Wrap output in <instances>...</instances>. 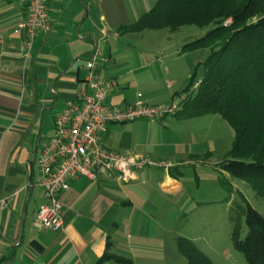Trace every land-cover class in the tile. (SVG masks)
I'll return each mask as SVG.
<instances>
[{
    "label": "crops",
    "instance_id": "0c3cea01",
    "mask_svg": "<svg viewBox=\"0 0 264 264\" xmlns=\"http://www.w3.org/2000/svg\"><path fill=\"white\" fill-rule=\"evenodd\" d=\"M48 3L52 30L36 37L26 61L25 32L19 25L27 17V4L0 0V264H188L177 239L195 244L196 239L176 234L184 210L181 199L187 193L177 177L183 162L161 160L174 156L180 144L146 146L116 123L104 135L109 148L149 156L163 165L144 169L126 184L108 175L97 180L78 177L62 195L63 231L45 229L38 222L44 195L37 184L36 161L54 135L56 114L88 77L87 61L93 55L98 78L117 84L108 103L119 108L138 100L162 106L170 90L174 98L180 97L189 83L175 92L179 78L174 68L179 66L165 58H189L186 77L197 64L182 51L185 43L177 45L172 56H164L163 50L157 54L162 44L148 43L158 36L149 32L157 29L125 30L154 7L149 0ZM176 113L171 114L173 120H178ZM167 116L158 122L164 125ZM139 125L160 127L157 122Z\"/></svg>",
    "mask_w": 264,
    "mask_h": 264
},
{
    "label": "trees",
    "instance_id": "16d2710c",
    "mask_svg": "<svg viewBox=\"0 0 264 264\" xmlns=\"http://www.w3.org/2000/svg\"><path fill=\"white\" fill-rule=\"evenodd\" d=\"M184 25L210 27L182 48L207 49L208 55L179 96L188 93L202 70L200 88L186 95L176 114L183 118L218 114L227 121L235 137L221 169L247 179L264 194V0H158L125 30H175ZM221 181L230 186L224 176ZM245 224L244 236L238 226L233 228V246L248 264H264V215L249 202ZM177 243L188 264H214L192 240L179 237Z\"/></svg>",
    "mask_w": 264,
    "mask_h": 264
},
{
    "label": "rangeland",
    "instance_id": "374dc122",
    "mask_svg": "<svg viewBox=\"0 0 264 264\" xmlns=\"http://www.w3.org/2000/svg\"><path fill=\"white\" fill-rule=\"evenodd\" d=\"M149 1L152 7L158 0ZM228 22L230 20L225 23ZM209 29L210 27L196 25H184L175 30L166 27L149 32V35L158 36H151L149 40L145 39L144 43L148 40L149 44H162L157 54L161 56L163 50L164 56L168 57L172 56L174 50L178 48L177 45L196 40L204 36ZM163 45L166 48H163ZM188 52L197 60V64L204 61L207 55V49ZM165 59L169 65L174 63L179 66L174 68L178 71L179 79L175 84L177 90L175 92H178L190 82L197 64L192 67L189 77H186L183 74L189 58ZM202 78L203 72L199 70L186 95H191L200 88ZM195 83L198 85L193 88ZM173 93V90H170L163 97L168 98V101L162 106L175 103L180 109L182 99L174 98ZM149 105L161 107L160 103ZM172 115L167 116L168 121L164 125L158 120L149 119L115 125L123 127L129 138L134 137L136 141L146 146L170 141L180 144L174 156L169 158L164 156L161 159L183 162V165L179 166L180 174L177 177L186 186L187 193L181 199L184 210L176 221V234L196 239L197 247L209 256L214 264H248L243 254L233 246L231 235L235 226L241 229L242 236L247 232L245 224L247 202L264 215V194L257 191L247 179L232 177L221 169L220 164L230 158L229 152L235 137L234 129L218 114L193 118L178 117V120H173ZM143 122L150 124L157 122L160 127L139 125ZM222 176L227 179L230 186L227 184L224 186Z\"/></svg>",
    "mask_w": 264,
    "mask_h": 264
},
{
    "label": "built area",
    "instance_id": "2783aa9c",
    "mask_svg": "<svg viewBox=\"0 0 264 264\" xmlns=\"http://www.w3.org/2000/svg\"><path fill=\"white\" fill-rule=\"evenodd\" d=\"M27 17L19 27L25 32L24 58L27 61L36 37L52 30L49 0H24ZM89 75L78 84L74 99L65 103L54 119V135L47 140L37 159L40 171L38 186L44 201L39 205L37 220L42 227L63 231L64 215L62 195L78 177L97 180L111 176L117 183L126 184L136 179L148 167L163 163L145 155L121 153L109 148L104 135L110 124L134 120H160L179 110L175 103L151 106L142 100L125 107H112L108 99L117 86L115 80L102 81L95 73L96 54L87 61ZM201 82V81H200ZM197 83L193 88L197 87ZM183 100L186 94L180 96ZM15 245L20 242L16 241Z\"/></svg>",
    "mask_w": 264,
    "mask_h": 264
},
{
    "label": "water",
    "instance_id": "95a60500",
    "mask_svg": "<svg viewBox=\"0 0 264 264\" xmlns=\"http://www.w3.org/2000/svg\"><path fill=\"white\" fill-rule=\"evenodd\" d=\"M76 65H79V63H76Z\"/></svg>",
    "mask_w": 264,
    "mask_h": 264
}]
</instances>
